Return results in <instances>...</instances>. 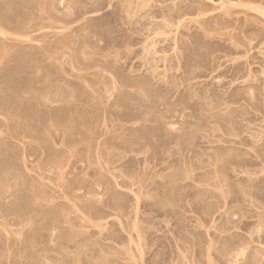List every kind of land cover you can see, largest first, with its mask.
Wrapping results in <instances>:
<instances>
[{
    "label": "rangeland",
    "instance_id": "rangeland-1",
    "mask_svg": "<svg viewBox=\"0 0 264 264\" xmlns=\"http://www.w3.org/2000/svg\"><path fill=\"white\" fill-rule=\"evenodd\" d=\"M221 1L0 0V264H264V0Z\"/></svg>",
    "mask_w": 264,
    "mask_h": 264
},
{
    "label": "bare ground",
    "instance_id": "bare-ground-1",
    "mask_svg": "<svg viewBox=\"0 0 264 264\" xmlns=\"http://www.w3.org/2000/svg\"><path fill=\"white\" fill-rule=\"evenodd\" d=\"M222 1H223V0H222ZM222 1H221V2H222ZM223 2H225L224 5H225V7H226V3H227L228 1L225 0V1H223ZM223 2H222V3H223ZM230 3H231V1H230ZM230 3H229V4H230ZM233 5H244V4H243L242 2H237L236 4H233ZM228 6H229V5H228ZM202 10H203V9H202ZM200 13H201V12H200ZM202 13H203V11H202ZM202 13H201V14H202ZM36 198H37V197H36ZM37 199H38V198H37ZM37 202H38V201H37ZM38 204H39V203H38ZM36 207H37V205H36ZM38 209H39V208H38ZM39 210H40V209H39ZM37 213H38V210H37ZM23 217H24V216H23ZM23 217H21V218H23ZM30 217H31V216H30ZM18 218H20V217L18 216ZM27 218H28V216H27ZM32 218L34 219V217H32ZM38 218H39V217H38ZM38 218H37V221L39 220ZM23 219H24V218H23ZM28 219H30V218H28ZM28 219H27V220H28ZM19 221H20V220H19ZM31 221H33V220L31 219ZM24 222H26V219H25ZM28 222H30V221H28ZM38 222H39V221H38ZM21 224H22V223H21ZM25 224H26V223H25ZM33 224H34V223H33ZM30 225H31V223H30ZM39 225H40V224H39ZM22 227H23V226H22ZM22 229H23V228H22ZM36 229H38V228H36ZM39 229H40V228H39ZM39 229H38V230H39ZM39 231H40V230H39ZM40 233H41V232H40ZM35 234H36V232H35ZM38 234H39V233H38ZM39 235H40V234H39ZM39 235H38V236H39ZM40 236H41V235H40ZM35 237H36V236H35ZM38 238H39V237H37L36 240H38ZM40 239H41V238H40ZM36 242H38V241H36ZM38 244L40 245V243H38ZM36 245H37V243H36ZM39 245H37V246H39ZM37 250H38V249H37ZM142 254H143V253H142ZM142 257H143V256H142Z\"/></svg>",
    "mask_w": 264,
    "mask_h": 264
}]
</instances>
